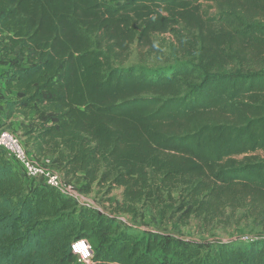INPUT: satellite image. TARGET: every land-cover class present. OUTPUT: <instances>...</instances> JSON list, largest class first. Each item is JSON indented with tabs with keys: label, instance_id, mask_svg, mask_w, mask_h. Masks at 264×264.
I'll list each match as a JSON object with an SVG mask.
<instances>
[{
	"label": "trees",
	"instance_id": "trees-1",
	"mask_svg": "<svg viewBox=\"0 0 264 264\" xmlns=\"http://www.w3.org/2000/svg\"><path fill=\"white\" fill-rule=\"evenodd\" d=\"M0 111L80 193L122 188L119 214L243 209L264 231V0H0ZM79 239L90 264H264V234L140 229L0 148V264H82Z\"/></svg>",
	"mask_w": 264,
	"mask_h": 264
},
{
	"label": "rangeland",
	"instance_id": "rangeland-1",
	"mask_svg": "<svg viewBox=\"0 0 264 264\" xmlns=\"http://www.w3.org/2000/svg\"><path fill=\"white\" fill-rule=\"evenodd\" d=\"M208 4H211V2H206L204 5L208 6ZM156 38L159 41L165 38L166 42H168L170 35H157ZM165 51L166 54L170 52L169 48H166ZM139 56L140 47L135 44L132 47V54L128 63L139 61ZM148 59L149 61H163L164 57L154 53ZM0 116H4V119L0 120V125L20 137L19 132L16 131L18 116L8 119L5 115L1 114V111ZM74 191L81 203L105 209L107 212H114L118 214V218L121 221L131 225L134 224L140 229L154 228L163 231L167 230L189 240H219L224 242L235 239L237 236H243L245 239L248 236L264 234L260 226L245 218V211L243 209H223L214 219L203 216L186 218L182 217V211L176 210L177 205L174 203V207L164 214L161 213L160 209H143L141 207L139 216H134L129 213L119 214L115 211L118 203L122 201V188H114L110 193H107V187L101 186H95L90 194L80 193L75 188Z\"/></svg>",
	"mask_w": 264,
	"mask_h": 264
},
{
	"label": "built area",
	"instance_id": "built-area-1",
	"mask_svg": "<svg viewBox=\"0 0 264 264\" xmlns=\"http://www.w3.org/2000/svg\"><path fill=\"white\" fill-rule=\"evenodd\" d=\"M0 148L4 149L8 155L19 163L26 171L28 178L36 183H47L51 186L59 189L63 194L72 196L79 200L77 194H75L74 187L70 184H66L59 173H56L39 163L24 146L22 139L12 131L6 129L0 125ZM48 162V159H44ZM80 201V200H79ZM89 205V204H88ZM84 240L89 246V256L86 258L82 257L80 252L73 251V244L78 241ZM72 251L77 255L78 261L82 264H90L93 257V249L90 243L86 239H79L72 243Z\"/></svg>",
	"mask_w": 264,
	"mask_h": 264
},
{
	"label": "clouds",
	"instance_id": "clouds-1",
	"mask_svg": "<svg viewBox=\"0 0 264 264\" xmlns=\"http://www.w3.org/2000/svg\"><path fill=\"white\" fill-rule=\"evenodd\" d=\"M88 247L89 246L85 243L84 240L78 241L72 246L73 251L80 252L82 254V257L85 258V260L89 256Z\"/></svg>",
	"mask_w": 264,
	"mask_h": 264
},
{
	"label": "crops",
	"instance_id": "crops-1",
	"mask_svg": "<svg viewBox=\"0 0 264 264\" xmlns=\"http://www.w3.org/2000/svg\"><path fill=\"white\" fill-rule=\"evenodd\" d=\"M4 119V116H0V120H3Z\"/></svg>",
	"mask_w": 264,
	"mask_h": 264
}]
</instances>
